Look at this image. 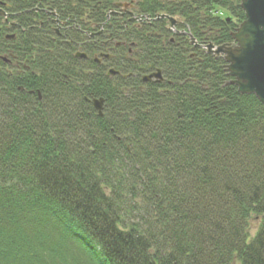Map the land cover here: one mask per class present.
<instances>
[{
  "label": "trees",
  "instance_id": "trees-1",
  "mask_svg": "<svg viewBox=\"0 0 264 264\" xmlns=\"http://www.w3.org/2000/svg\"><path fill=\"white\" fill-rule=\"evenodd\" d=\"M112 1L53 4L96 19ZM239 4L140 0L183 33L129 28L132 53L101 66L55 53L45 30L23 35L18 65L0 60V264H264V105L187 35L231 41Z\"/></svg>",
  "mask_w": 264,
  "mask_h": 264
},
{
  "label": "flooded vegetation",
  "instance_id": "flooded-vegetation-1",
  "mask_svg": "<svg viewBox=\"0 0 264 264\" xmlns=\"http://www.w3.org/2000/svg\"><path fill=\"white\" fill-rule=\"evenodd\" d=\"M139 1L113 0L110 7L102 10L104 14L102 13L101 17L88 19L85 12L76 17L59 11L53 4L54 0H37L33 7L20 9H17L16 5L18 0H0V60L10 69L11 66L22 62V38L31 30L35 31L31 34L33 36H37L38 31L45 30L46 41L54 43L53 46L56 42L67 44L66 46L73 45L72 52L70 48L66 49L84 68H89L92 63L100 66L108 64L113 59L114 51L124 56L130 55L135 44L126 38L127 29L148 27L157 19H162L142 12ZM14 2L16 6H13ZM101 12L97 11L99 14ZM166 21L168 29L177 34L183 33L175 28L177 24H183L181 19L176 18L177 22L173 27ZM55 47L46 51H54ZM57 52L58 47L55 50V53ZM78 53H84L86 57L81 58L77 56Z\"/></svg>",
  "mask_w": 264,
  "mask_h": 264
},
{
  "label": "water",
  "instance_id": "water-1",
  "mask_svg": "<svg viewBox=\"0 0 264 264\" xmlns=\"http://www.w3.org/2000/svg\"><path fill=\"white\" fill-rule=\"evenodd\" d=\"M239 1L245 18L230 32L231 41L220 45L208 42L203 48L215 58H223L227 75L233 78L227 83L236 85L241 94L254 95L264 105V0ZM156 18L167 19L171 27L177 22L176 17L167 14H158ZM189 36L190 42L198 46L195 37L191 34ZM233 40L237 42L236 45H233ZM77 56L84 58L86 54L78 53ZM118 73L119 71L111 68L107 76ZM150 81H162L159 69L142 77V82ZM91 101L98 116H102L104 98H93Z\"/></svg>",
  "mask_w": 264,
  "mask_h": 264
},
{
  "label": "rangeland",
  "instance_id": "rangeland-1",
  "mask_svg": "<svg viewBox=\"0 0 264 264\" xmlns=\"http://www.w3.org/2000/svg\"><path fill=\"white\" fill-rule=\"evenodd\" d=\"M250 224H251L250 225L251 227H250L249 232H250L251 235H253L255 230H256V227L258 225V220L254 219L253 216H252V219L250 220Z\"/></svg>",
  "mask_w": 264,
  "mask_h": 264
},
{
  "label": "clouds",
  "instance_id": "clouds-1",
  "mask_svg": "<svg viewBox=\"0 0 264 264\" xmlns=\"http://www.w3.org/2000/svg\"><path fill=\"white\" fill-rule=\"evenodd\" d=\"M222 14L227 15L226 12H224V13H222ZM236 44H237V42H236L235 40H233V45H236Z\"/></svg>",
  "mask_w": 264,
  "mask_h": 264
}]
</instances>
